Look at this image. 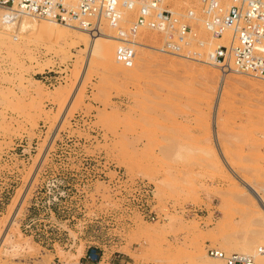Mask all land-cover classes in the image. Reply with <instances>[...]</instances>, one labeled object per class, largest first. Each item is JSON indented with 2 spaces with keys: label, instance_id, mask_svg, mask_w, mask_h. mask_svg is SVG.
Listing matches in <instances>:
<instances>
[{
  "label": "rangeland",
  "instance_id": "obj_1",
  "mask_svg": "<svg viewBox=\"0 0 264 264\" xmlns=\"http://www.w3.org/2000/svg\"><path fill=\"white\" fill-rule=\"evenodd\" d=\"M163 6L205 62L143 29L125 68L112 38L49 43L0 21V264H84L89 248L114 264H220L207 248L256 264L264 210L245 185L264 198V80L205 60L229 33L205 31L198 0Z\"/></svg>",
  "mask_w": 264,
  "mask_h": 264
},
{
  "label": "built area",
  "instance_id": "obj_2",
  "mask_svg": "<svg viewBox=\"0 0 264 264\" xmlns=\"http://www.w3.org/2000/svg\"><path fill=\"white\" fill-rule=\"evenodd\" d=\"M198 3L201 23L213 39L229 33L223 44L207 52L205 60L223 72L232 70L264 80V0H198ZM163 4L164 0H0V9L13 21L29 17L68 27L74 25L91 34L105 22L114 32L115 59L125 68L134 64L138 45L135 39L143 29L165 35L161 53L202 62L200 52L188 50L190 26L175 18ZM259 253L264 254V248ZM206 254L220 264H255L254 257L246 253L207 248ZM85 263L114 264V260L104 261L96 248H89Z\"/></svg>",
  "mask_w": 264,
  "mask_h": 264
},
{
  "label": "bare ground",
  "instance_id": "obj_3",
  "mask_svg": "<svg viewBox=\"0 0 264 264\" xmlns=\"http://www.w3.org/2000/svg\"><path fill=\"white\" fill-rule=\"evenodd\" d=\"M6 16H7V12L5 10H1L0 9V21L2 23L1 24L2 28H4L5 30H7V31L12 30L16 25L19 26L20 29H22V30L31 29L32 31H35L36 34L39 35V37H42L45 41L46 40L49 41V43H60V42H64L65 43V42L69 41V43L72 44V45L81 43V44H84L86 47H94L95 44H97V42H96V39L90 37L91 35H94L97 38H102V39H105V40H110L111 38L112 39L115 38L114 35L110 34V31L108 29L109 27L107 28L106 26L97 27L96 33L95 34H91V33L87 32L84 29H80L78 27H75L74 25H72L71 27H74V28H76L79 31L74 32L68 26H63V25H58V24H56V25L54 24V26H53V25H51L52 23L50 25L47 24V23H46L47 25L44 24V23L41 24V25L40 24L38 25L36 23L35 19L29 18V17H22V19L19 20V21L18 20H16V21L14 20L13 21V19L6 18ZM80 30H82V31H80ZM29 33H31V32H29ZM226 33H228V32H226ZM2 34H4V33H2ZM7 34H6V36H7ZM205 34H207V33L205 32ZM0 35H1V33H0ZM2 38H4V36ZM11 39L13 41H17V37L16 36H12ZM137 44H140V41ZM208 44L209 45H213L210 48V50L213 49L214 46L220 45V44H211V43H208ZM15 46H17V44ZM203 46H204V44H203ZM210 50H208V51H210ZM205 54H204L203 57H206ZM201 57H202V55H201ZM203 62H205V61H203ZM245 188L250 194L255 196V198L258 200V203H259L260 207L262 208V210H264V198H262L253 189V187H251L250 184L246 183ZM256 264H264V254H261V256L259 255V257H257Z\"/></svg>",
  "mask_w": 264,
  "mask_h": 264
},
{
  "label": "crops",
  "instance_id": "obj_4",
  "mask_svg": "<svg viewBox=\"0 0 264 264\" xmlns=\"http://www.w3.org/2000/svg\"><path fill=\"white\" fill-rule=\"evenodd\" d=\"M86 264V263H85Z\"/></svg>",
  "mask_w": 264,
  "mask_h": 264
}]
</instances>
